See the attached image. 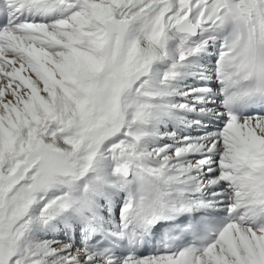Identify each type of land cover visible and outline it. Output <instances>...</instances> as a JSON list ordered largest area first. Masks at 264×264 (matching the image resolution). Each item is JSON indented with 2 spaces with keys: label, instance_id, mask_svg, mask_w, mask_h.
<instances>
[{
  "label": "snow or ice",
  "instance_id": "6c2138e0",
  "mask_svg": "<svg viewBox=\"0 0 264 264\" xmlns=\"http://www.w3.org/2000/svg\"><path fill=\"white\" fill-rule=\"evenodd\" d=\"M0 264H264V0H0Z\"/></svg>",
  "mask_w": 264,
  "mask_h": 264
}]
</instances>
